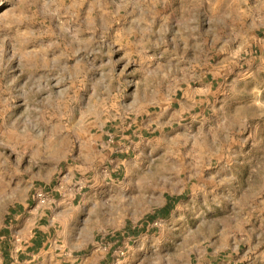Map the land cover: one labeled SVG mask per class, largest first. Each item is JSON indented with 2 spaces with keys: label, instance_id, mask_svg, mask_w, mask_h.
I'll list each match as a JSON object with an SVG mask.
<instances>
[{
  "label": "rangeland",
  "instance_id": "374dc122",
  "mask_svg": "<svg viewBox=\"0 0 264 264\" xmlns=\"http://www.w3.org/2000/svg\"><path fill=\"white\" fill-rule=\"evenodd\" d=\"M37 207L25 264H264V0H0V236Z\"/></svg>",
  "mask_w": 264,
  "mask_h": 264
},
{
  "label": "crops",
  "instance_id": "0c3cea01",
  "mask_svg": "<svg viewBox=\"0 0 264 264\" xmlns=\"http://www.w3.org/2000/svg\"><path fill=\"white\" fill-rule=\"evenodd\" d=\"M184 92L185 90H183ZM138 128L141 126L139 125ZM104 132L109 133L105 130ZM125 136L127 135H122V139H125ZM75 169L78 171L77 168ZM75 176L74 171L73 175H69L70 178ZM46 215V210L39 211L37 207V210L23 216L18 223L10 222L6 225L4 233L0 236L1 241L3 238L11 239L16 249H11L9 246L0 247V264H25L35 260L38 256L45 255L56 235L52 218L50 216L47 219ZM74 257L75 255L72 253L60 252L57 253L51 264H75L76 258Z\"/></svg>",
  "mask_w": 264,
  "mask_h": 264
},
{
  "label": "trees",
  "instance_id": "16d2710c",
  "mask_svg": "<svg viewBox=\"0 0 264 264\" xmlns=\"http://www.w3.org/2000/svg\"><path fill=\"white\" fill-rule=\"evenodd\" d=\"M170 210L171 208L169 207L168 204H166L165 206L160 208L158 211H156L154 214H151L149 217L154 218V217L163 216V215L165 216L169 213Z\"/></svg>",
  "mask_w": 264,
  "mask_h": 264
},
{
  "label": "built area",
  "instance_id": "2783aa9c",
  "mask_svg": "<svg viewBox=\"0 0 264 264\" xmlns=\"http://www.w3.org/2000/svg\"><path fill=\"white\" fill-rule=\"evenodd\" d=\"M37 199L39 201V203H43V204H46L48 202H50L51 198L48 194L40 191L38 194H37Z\"/></svg>",
  "mask_w": 264,
  "mask_h": 264
}]
</instances>
